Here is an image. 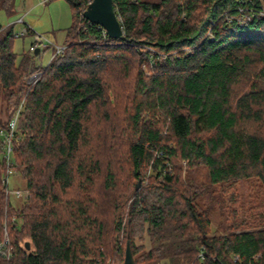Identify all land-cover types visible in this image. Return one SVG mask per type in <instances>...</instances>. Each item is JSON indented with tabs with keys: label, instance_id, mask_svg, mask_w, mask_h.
<instances>
[{
	"label": "trees",
	"instance_id": "16d2710c",
	"mask_svg": "<svg viewBox=\"0 0 264 264\" xmlns=\"http://www.w3.org/2000/svg\"><path fill=\"white\" fill-rule=\"evenodd\" d=\"M69 1L41 69L36 31L18 55L15 22L0 26V115L22 104L10 140L29 192L19 208L6 194L1 135L0 264H124L128 240L135 264H264V134L248 129L264 123V0H113L118 39L85 18L92 0Z\"/></svg>",
	"mask_w": 264,
	"mask_h": 264
},
{
	"label": "rangeland",
	"instance_id": "374dc122",
	"mask_svg": "<svg viewBox=\"0 0 264 264\" xmlns=\"http://www.w3.org/2000/svg\"><path fill=\"white\" fill-rule=\"evenodd\" d=\"M16 11V14H8L5 10L1 9L0 4V26H7L8 23L15 22V32H20L23 30L26 25L32 27L36 33L41 34L49 41V47H47L44 51H39V54L35 56L34 64L41 69V67H45L48 65L49 61L53 57L54 54V45H62L65 39L66 31L72 25L73 14H72V7L69 0H14V7L13 12ZM25 18L24 23H19L18 20ZM20 18V19H19ZM15 19V20H14ZM14 20V21H12ZM35 26V27H34ZM1 32H4L3 29ZM35 38V37H34ZM31 37L27 34L22 35L15 39L14 43V51L18 55H21L23 52L29 49ZM35 41V40H34ZM43 71H36L30 74L26 78V82L28 85H34L40 76L42 75ZM125 84H128L127 80H124ZM113 93L110 94V100L114 107V111L110 112L108 115H112L116 117V122H112L114 128L124 127L128 125V118L129 113L125 111L123 108V104L126 105L128 102H131L133 98H131L130 94L125 91L126 98L123 101L122 94H118V97L114 99ZM120 105V106H119ZM113 107L112 110H113ZM22 108V104L20 107L13 112L11 109H6L5 102L3 101L1 105V119L8 120V116L11 115L13 118L19 117L20 110ZM13 112V113H12ZM151 116L149 112L145 114V117L148 119ZM11 117L9 118L11 121ZM18 120V119H17ZM17 124V123H16ZM10 125V124H9ZM120 126V127H119ZM248 129L254 132H259L264 134V123L263 122H256L254 125L253 123L248 124ZM15 130V129H14ZM3 131L0 130V138L2 136L3 142L10 139L12 136L11 134H3ZM125 146V145H123ZM13 147V145H12ZM95 149L101 151L103 153V149L99 146ZM117 147V146H116ZM122 147V146H121ZM115 150V149H113ZM13 148L11 154L12 162L14 161L13 155ZM8 146L5 145V152L4 156L8 155ZM184 166V176L186 172V163L183 162ZM8 171V165H7ZM7 173V172H6ZM6 175L4 176V178ZM3 178V182H4ZM139 182V181H138ZM6 187V194L9 196L12 205L15 208H19L21 206L28 204V195L29 192L26 189V182L22 180L18 171L14 169V174L10 178V186L7 188L6 183H4ZM245 189V187H244ZM15 192H20V195H17ZM248 192V191H247ZM221 221V217L219 214H213L212 219V226L214 229L217 228L218 223ZM28 242V241H27ZM13 245L12 240L9 235V231L7 229V225L4 224V232L3 237L0 241V259H6L7 261L11 260L13 257ZM167 264V263H162Z\"/></svg>",
	"mask_w": 264,
	"mask_h": 264
},
{
	"label": "water",
	"instance_id": "95a60500",
	"mask_svg": "<svg viewBox=\"0 0 264 264\" xmlns=\"http://www.w3.org/2000/svg\"><path fill=\"white\" fill-rule=\"evenodd\" d=\"M84 16L87 20L102 26L110 38L118 39L123 36V28L116 15L113 0H92L87 7ZM40 48L35 50V55L39 54ZM141 180L136 188H140ZM29 247V244L27 243ZM124 264H135L131 250L130 240L127 241Z\"/></svg>",
	"mask_w": 264,
	"mask_h": 264
},
{
	"label": "built area",
	"instance_id": "2783aa9c",
	"mask_svg": "<svg viewBox=\"0 0 264 264\" xmlns=\"http://www.w3.org/2000/svg\"><path fill=\"white\" fill-rule=\"evenodd\" d=\"M262 15H264V12L261 13ZM19 23H24L23 18L18 20ZM25 24V23H24ZM99 28L103 30L104 34H107L106 30L99 25ZM0 31H2V29H0ZM27 32L26 27L21 30L20 32H16L15 35L16 36H22L25 35ZM34 45L31 47L32 51H35L37 48H40V51H44L47 47H49V41L48 39H46L44 36H42L39 33L35 34V38H34ZM54 49H56V53H60L63 49L64 46H60V45H54ZM16 123H17V117L13 118L10 122L9 125V130L8 133L13 134L14 129L16 127ZM8 146V155H6V159H7V165H8V171H7V175L4 179V183H6V185L9 187L10 186V177L14 174V169H13V162L11 159V152H12V145H11V140L8 139L6 141V147ZM17 195H20V192H15Z\"/></svg>",
	"mask_w": 264,
	"mask_h": 264
},
{
	"label": "crops",
	"instance_id": "0c3cea01",
	"mask_svg": "<svg viewBox=\"0 0 264 264\" xmlns=\"http://www.w3.org/2000/svg\"><path fill=\"white\" fill-rule=\"evenodd\" d=\"M13 14H16V11H14ZM21 18H22V17H21ZM19 19H20V18H19ZM23 19L26 20L25 18H23ZM14 20H15V19H14ZM14 20H12V21H14ZM34 27H35V26H34Z\"/></svg>",
	"mask_w": 264,
	"mask_h": 264
}]
</instances>
